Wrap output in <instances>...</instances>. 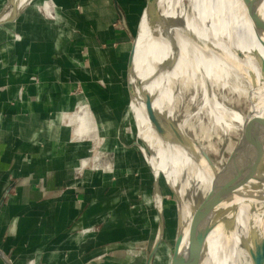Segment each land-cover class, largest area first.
<instances>
[{"label":"crops","instance_id":"0c3cea01","mask_svg":"<svg viewBox=\"0 0 264 264\" xmlns=\"http://www.w3.org/2000/svg\"><path fill=\"white\" fill-rule=\"evenodd\" d=\"M140 2L150 16L154 1L32 0L0 28V250L12 264H147L160 220L130 140ZM161 8L141 25L148 67L135 52L133 91L143 73L155 84ZM168 244L153 264H171Z\"/></svg>","mask_w":264,"mask_h":264},{"label":"bare ground","instance_id":"6f19581e","mask_svg":"<svg viewBox=\"0 0 264 264\" xmlns=\"http://www.w3.org/2000/svg\"><path fill=\"white\" fill-rule=\"evenodd\" d=\"M28 1L21 0L19 4L25 5ZM153 1L152 13L143 16L141 25L158 14L162 3L157 42L159 56L155 62L157 78L154 84L151 75L143 73L146 85L138 96H143V114L159 145L174 142L182 147L179 171L176 169L173 173L175 190L172 189L179 199L176 221L178 234L183 237L181 264H241L242 254L249 264H257L256 254L261 252V243L254 235L264 237V185L256 180L246 183V179L259 158L260 149L264 152V126L258 122L264 119V74L258 62V57L264 59V0ZM140 43L141 27L136 52L146 72ZM200 65L202 70L196 76ZM191 87L195 93H201L198 111L174 128L177 94ZM219 89L221 93L228 89L246 95L251 103L250 117L221 100ZM147 103L156 111L163 138L157 135L148 119ZM205 111L215 124L226 129L230 130L235 122L239 132L256 119L251 136L256 138L257 145L246 144L247 151L237 160L235 168L226 170L224 177L204 158V148L188 139L189 122ZM138 143L145 153V146ZM225 162L214 165L221 168ZM260 171L264 175V167ZM153 172L159 179L155 166ZM193 187L203 190L212 205L200 209L202 200L192 208L187 199ZM162 197L159 190L157 206L160 208L163 207ZM161 214L163 216V212ZM163 225L165 228L164 216Z\"/></svg>","mask_w":264,"mask_h":264},{"label":"rangeland","instance_id":"374dc122","mask_svg":"<svg viewBox=\"0 0 264 264\" xmlns=\"http://www.w3.org/2000/svg\"><path fill=\"white\" fill-rule=\"evenodd\" d=\"M137 6L140 7V9H138L140 13L138 14L139 15L138 23L140 28L143 21L142 16L144 14L143 12L144 7L141 9L142 6L141 2ZM148 38H149L148 43L145 45V48L150 53V55H152L153 54L152 36H148ZM147 51L145 52L147 53ZM203 55H204V51H202L201 58L203 57ZM199 63L203 64V62H199ZM201 66L202 65L198 67L196 76H198V73L201 72L202 70ZM147 67L148 66L146 63V69ZM150 68L154 70L155 74L157 73L154 63L150 64ZM135 77L136 75L133 70V72L131 73L130 83ZM145 83H146L145 80H142L140 89H142L146 85ZM161 89L163 91V85H161ZM132 92L133 94L130 103V110H131L130 114L132 120L131 122L133 123L134 126V131L130 132V134H132L131 135L132 139L130 140L131 142L132 140L133 141L136 140L140 142L143 145L142 147L145 146V150H146L145 153L144 151H142L140 147L138 150V152L140 151L139 156L141 159L138 161V165L141 167L140 170L141 180L139 183V187L140 186L146 187L145 190L146 194L149 197L153 196V200L155 202L154 191H155L156 178L154 176L155 172H153L155 166L156 173L159 174L158 182L161 187L160 188L161 194L163 196L162 198H163L164 210L162 211L165 221L164 237L168 241L169 250L170 253H172L174 239L178 234L177 231L178 224L176 221L178 205H176L177 204L176 194L173 191L175 190L176 180L174 179L173 173L176 171V169L177 171H179V165L181 164V159H182L181 158L182 147L174 142H170V144L168 143L165 144L164 146L159 145L158 141L155 138V134H153L150 131L148 120L143 114V102H144L143 96L141 97L138 96V92L135 90L134 91L132 90ZM195 92L196 90H194L191 87V88H185L183 89L181 94L179 95L177 94V98L174 104V112H175L174 117H176L175 118L176 121L173 123L175 124V126L177 125V123H180L190 114H195L198 111V107L200 104L199 98L201 93H195ZM217 92L219 93L221 100H223L229 107L234 108L242 115H248L251 108L250 105L251 103L247 99L246 95L242 93H233L228 89L227 91H223L222 93H221V89H219V91ZM232 124L233 125L231 126L230 130L226 129L225 127H221L215 124V122L208 115V112L205 111L203 114H201L198 117H194L189 122L188 134L192 140L196 141L204 148L205 152L208 153L216 163L221 164L223 161H226L229 158L233 148L235 147L240 137L241 132L238 131L236 123L233 122ZM137 186L138 184L136 183V187ZM204 196L205 194L203 190L199 188L196 189L195 187H193L192 189L189 190L187 201L192 206V208H194L201 203ZM153 213L154 216H156L155 210H153ZM156 231H157V224H156ZM168 263H169V257H165V259L162 261V264H168ZM241 264H249V261L247 260L246 256L243 254L241 255Z\"/></svg>","mask_w":264,"mask_h":264},{"label":"water","instance_id":"95a60500","mask_svg":"<svg viewBox=\"0 0 264 264\" xmlns=\"http://www.w3.org/2000/svg\"><path fill=\"white\" fill-rule=\"evenodd\" d=\"M32 0H29L25 5H21L19 3H21V0H8L7 4L4 6V8L0 11V28H4L6 26H8L11 22H13L15 20V18L17 17L18 13L24 9ZM153 0H147V5L152 4ZM115 7L116 10L118 12V15L120 17V21L122 23V25L127 29V31L131 34L125 17L122 13V11L120 10L119 6L117 3H115ZM257 21H259V18L257 19ZM138 34H139V27H138V32L134 41V46H133V50H132V54L130 57V61H129V70H130V77H131V73L133 72V64H134V57H135V52H136V43H137V39H138ZM258 62H260V66H261V70L264 74V59L261 57H258ZM129 90L131 93V98H132V85L129 81ZM147 108H148V112H147V116L148 119L152 125V127L154 128L155 132L157 133V135L161 138L164 137V133L163 131L160 129L157 121H156V111L153 109V106L151 105V103H147ZM248 117H250L248 115ZM249 120V119H248ZM259 123L262 124L264 126V119H258ZM256 119L251 120L250 123L246 124L247 126H245L243 128V132L240 133V137L235 145V147L233 148L229 158L226 160L225 165L222 166L221 168L216 167L214 164V160L208 156L204 151L202 152L204 158L213 166L214 170L216 172H219V175H221L222 177H224L226 175V173H228L226 170L229 169V167H233L235 168V166H237L235 163H237V160L240 159L242 153L246 152L247 150V146L246 144H248L249 146H254L255 144L257 145L256 142V138L254 136H251V133H253V124L255 123ZM172 125L174 126V128L176 127L174 123H172ZM189 141L192 143H196L194 140H192L189 136H188ZM136 145H139L138 142H136ZM246 146V147H245ZM259 146V145H258ZM261 152L259 154V158L256 161V163L254 164V167L251 168L250 170V175L247 177V182L249 183L251 180L253 181H260L263 185H264V175L263 173H261L260 168L264 167V155H263V148L260 149ZM254 185V183L252 184V186ZM155 189L156 192L159 193L160 190V185L158 182V179H156V184H155ZM157 193L155 194V207L156 210L159 214V219H160V223H159V229H158V235L157 238L153 244L152 249L150 250V255L147 261V264H153L154 259H155V255L157 253V250L161 244V241L163 240L164 237V225H163V216H162V210H163V205L161 206L162 208L158 207V199H157ZM209 198V196L204 197L203 201L201 203V208L203 209L206 205L207 207L209 205H212V202H207V199ZM213 198H215L217 200V198L215 196H213ZM218 201V200H217ZM163 202V199L161 201V204ZM176 202L177 205L179 206V199L176 198ZM181 221V220H180ZM260 238V243H261V252H258L256 255V261L257 264H264V237L261 238V234H258V236L254 235V238ZM183 246V237L181 234H178L176 236V240H175V245H174V250H173V255L171 258V264H181V249ZM0 258L1 260L4 262V264H12L11 260L0 250Z\"/></svg>","mask_w":264,"mask_h":264},{"label":"flooded vegetation","instance_id":"af4514ba","mask_svg":"<svg viewBox=\"0 0 264 264\" xmlns=\"http://www.w3.org/2000/svg\"><path fill=\"white\" fill-rule=\"evenodd\" d=\"M176 205H177V204H176ZM175 240H176V237H175V239H174V243H173V250H174Z\"/></svg>","mask_w":264,"mask_h":264}]
</instances>
